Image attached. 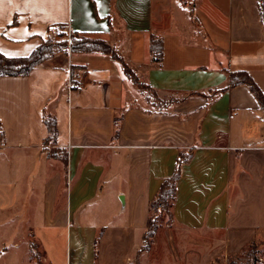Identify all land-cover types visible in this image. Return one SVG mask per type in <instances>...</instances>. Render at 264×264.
Here are the masks:
<instances>
[{
    "label": "crops",
    "instance_id": "obj_1",
    "mask_svg": "<svg viewBox=\"0 0 264 264\" xmlns=\"http://www.w3.org/2000/svg\"><path fill=\"white\" fill-rule=\"evenodd\" d=\"M187 1L0 0V53L26 56L50 27L68 25L101 36L158 98L174 99L149 106L101 52L68 50L28 75L0 76V211L24 212L48 264L66 263L68 231L76 264L89 252L94 264L103 239L125 234L127 260L136 254L149 203L183 153L165 238L210 239L200 243L213 259L264 236V108L230 84L244 71L264 95L260 1ZM71 63L85 68L78 89L67 86ZM44 113L55 119L51 145Z\"/></svg>",
    "mask_w": 264,
    "mask_h": 264
},
{
    "label": "rangeland",
    "instance_id": "obj_2",
    "mask_svg": "<svg viewBox=\"0 0 264 264\" xmlns=\"http://www.w3.org/2000/svg\"><path fill=\"white\" fill-rule=\"evenodd\" d=\"M53 57L45 62L54 63L55 56L62 54V49L52 47ZM134 71V70H133ZM136 74V73H135ZM137 76V74H136ZM139 84L133 83L136 90L147 98L148 105L161 108L167 106L174 99H160L154 91L147 87L146 83L138 76ZM132 82L131 77H129ZM51 145V143H48ZM171 210V209H170ZM158 212L160 210H157ZM161 213V212H159ZM24 212L0 211V264H48L42 253L41 246L38 245L32 236V225L27 221ZM159 224L151 240L149 248L139 250L136 254L130 255L133 238L127 234L119 237H108L101 242V255L94 264H243L254 261L255 264H264V236L257 238L240 252L225 256H217L213 259L206 255L201 244L205 240L206 245L210 239H199L196 234L188 238L181 237V231L174 232V243L164 236V232L174 228V220L168 214L162 212L159 216ZM70 224V223H69ZM72 224H74L72 222ZM210 240V241H209ZM214 239H212L213 241ZM178 242L184 248H178ZM142 241L140 247L142 245ZM203 245V246H202ZM89 255V256H88ZM77 249L75 238L68 231L65 242V264H76L75 258ZM92 253L83 256L81 264H92Z\"/></svg>",
    "mask_w": 264,
    "mask_h": 264
},
{
    "label": "trees",
    "instance_id": "obj_3",
    "mask_svg": "<svg viewBox=\"0 0 264 264\" xmlns=\"http://www.w3.org/2000/svg\"><path fill=\"white\" fill-rule=\"evenodd\" d=\"M184 5L191 8V3L187 0H181ZM260 17L264 24V0L260 2ZM59 47L62 49V54L67 53L68 50L72 53L76 52H101L107 53L112 58L118 60L122 66L124 73L132 79V83L136 85L139 84V79L137 78L135 72L127 66V64L120 57L118 52L114 47H112L106 40L101 36L93 33L70 31L69 36L64 31L56 35L50 34L41 41L28 55L10 57L0 53V76H20L28 75L30 71L44 63L49 58H52L53 52L52 47ZM150 52L152 54L154 61L160 60L161 55V42L160 39L155 36H150ZM231 85L245 84L250 91L256 97L258 103L262 108H264V95L260 88L254 83L252 78L244 71H237L231 73ZM69 80L72 83L71 89L80 88L86 81L85 79V68L83 65L70 64ZM148 88L149 85L146 84ZM151 89V88H150ZM152 90V89H151ZM43 121L47 128V136L44 139V144H53L56 138V124L54 116L50 113L43 114ZM118 119H114L115 138L118 134ZM188 158L187 153L180 154L176 160V166L173 173L166 179H164L160 185V188L156 196L150 201L148 206V218L146 223V230L142 236V246L140 250H145L149 248L151 240L158 228L159 216L162 212L168 214L170 219H173L171 212L172 202L175 196V186L180 175V166L183 161ZM157 210H160L159 213ZM37 242V241H36ZM38 243V242H37ZM39 245V243H38ZM40 246V245H39ZM44 254V252L42 251ZM243 264H255L254 261L246 262Z\"/></svg>",
    "mask_w": 264,
    "mask_h": 264
},
{
    "label": "built area",
    "instance_id": "obj_4",
    "mask_svg": "<svg viewBox=\"0 0 264 264\" xmlns=\"http://www.w3.org/2000/svg\"><path fill=\"white\" fill-rule=\"evenodd\" d=\"M259 1L261 2L262 0H259ZM61 31H64L67 34V36H69V34H70V28L68 25H58L57 24V25H53L49 29V32L52 35H56V34L60 33ZM71 85H72V83L69 81L67 83V86L70 88Z\"/></svg>",
    "mask_w": 264,
    "mask_h": 264
}]
</instances>
